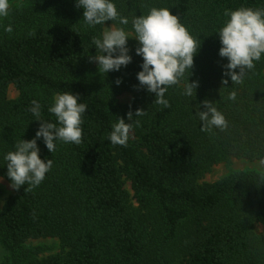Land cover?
<instances>
[{
  "label": "trees",
  "instance_id": "1",
  "mask_svg": "<svg viewBox=\"0 0 264 264\" xmlns=\"http://www.w3.org/2000/svg\"><path fill=\"white\" fill-rule=\"evenodd\" d=\"M127 16L151 7H169L193 37L201 41L189 82L199 81L196 97L183 86L165 94L171 108L153 104L154 93L139 87L143 58L134 47L127 66L99 73L90 57L92 38L103 25L89 27L76 0H21L0 20V177L7 176L4 156L21 139L35 137L40 121L29 111L41 105V118L56 122L48 111L54 97L79 95L87 105L80 145L56 142L49 152L42 138L39 155L53 160L44 180L31 191L14 190L1 204L0 246L6 264H264V178L256 170L233 171L212 182L203 172L230 158H264V54L241 85L223 86L222 46L218 30L229 19L225 9L264 8V0H112ZM11 24L12 33L4 28ZM34 33V35H30ZM97 54H99L97 52ZM236 71H239L237 69ZM187 76L190 72L186 73ZM121 83L117 85L116 79ZM18 91L7 97V88ZM235 90V101L227 99ZM129 92L122 104L118 96ZM212 101L228 121L225 131L202 132L195 115L202 101ZM133 117L127 147L112 145L108 135L117 117ZM129 183L130 191L126 188ZM1 195V191H0ZM137 204L133 207L131 200ZM55 237L59 253L36 258L30 239Z\"/></svg>",
  "mask_w": 264,
  "mask_h": 264
},
{
  "label": "clouds",
  "instance_id": "2",
  "mask_svg": "<svg viewBox=\"0 0 264 264\" xmlns=\"http://www.w3.org/2000/svg\"><path fill=\"white\" fill-rule=\"evenodd\" d=\"M77 8H83V20L89 27L104 25L105 21L119 22L120 25L129 24L127 16L121 15L112 0H76ZM9 0H0V17L9 15ZM224 15L229 17L218 30L221 47L219 56L226 57L228 62L224 69L222 85H228L227 77L231 78L233 85L244 83L248 73L255 69L264 54V8L253 9L241 6L235 10L225 9ZM134 35H129L124 27H105L102 37L94 36L92 43L96 54L90 57L91 61L98 64L99 73L118 71L121 66H127L132 57L129 55L127 42L129 37H135L139 42L135 52L142 56L141 71L137 73L139 87L146 88L149 93L155 94L153 104L164 108H171L165 94L171 86H183L182 95L196 97V89L199 81L189 82L194 66V55L197 54L201 41L190 34L188 28L181 23L178 15H174L169 7H151L146 14L135 15L131 19ZM7 33H12L11 24L4 28ZM34 35V33H30ZM97 52L99 54H97ZM239 69V71H236ZM190 75L186 78V73ZM115 83L119 85L121 79ZM237 92L231 91L227 99L235 101ZM79 95L72 92H64L54 97V103L48 111L56 117V122H50L41 118V105L38 101L31 102L29 111L40 121L35 137L30 140L21 139L14 145L15 150L9 151L4 160L7 162V176L11 180L10 187L19 190L27 185L25 191H31L37 187L50 171L53 160L46 162L39 155L37 140L42 138L49 152L56 151V142L63 141L80 145L83 140V114L87 111V105L79 103ZM204 110L196 105V116L203 122L200 130L212 133L213 129L225 131L229 127L228 121L215 104L205 99L202 101ZM146 115L143 108H137L135 112L129 110L127 121L123 117H117L112 124V130L108 140L112 145L127 147L133 134V124L139 126L140 121H133V117ZM258 167L262 170L264 178V158L258 161ZM2 179V178H0Z\"/></svg>",
  "mask_w": 264,
  "mask_h": 264
},
{
  "label": "rangeland",
  "instance_id": "3",
  "mask_svg": "<svg viewBox=\"0 0 264 264\" xmlns=\"http://www.w3.org/2000/svg\"><path fill=\"white\" fill-rule=\"evenodd\" d=\"M21 2V0H9L10 6L17 5ZM4 17H0V20ZM111 23H106L103 25L105 27H111ZM115 26V25H114ZM129 35H134L132 32L127 31ZM139 42L135 39V37H129L127 42V47L130 51L136 47ZM264 74V68H263ZM18 95V91L15 89L13 85H10L7 88V97L8 98H15ZM131 99V94L129 92H123L118 96V100L122 104H127ZM259 160H248L244 158H230L228 161H220L214 165H212L207 171L203 172L199 178V182H212L215 181L233 171L239 170H256L262 172V170L258 167ZM0 199L1 204L3 201L10 195L14 193V189L10 187V183L3 177H0ZM126 188L130 191L129 183H126ZM131 203L133 207H136V202L132 199ZM255 232L260 235H264V226L260 223L255 224ZM25 246L31 249H35V257L42 258L50 254L59 253L61 249L60 241L58 238L55 237H47V238H37V239H30L25 243ZM3 249L0 246V264L4 263L2 259Z\"/></svg>",
  "mask_w": 264,
  "mask_h": 264
}]
</instances>
